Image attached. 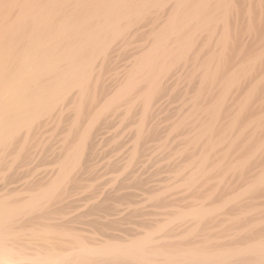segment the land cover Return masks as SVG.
<instances>
[{"label": "bare ground", "instance_id": "bare-ground-1", "mask_svg": "<svg viewBox=\"0 0 264 264\" xmlns=\"http://www.w3.org/2000/svg\"><path fill=\"white\" fill-rule=\"evenodd\" d=\"M0 264H264V0H0Z\"/></svg>", "mask_w": 264, "mask_h": 264}]
</instances>
